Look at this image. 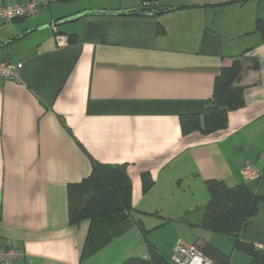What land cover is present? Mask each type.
<instances>
[{"label": "crops", "instance_id": "obj_1", "mask_svg": "<svg viewBox=\"0 0 264 264\" xmlns=\"http://www.w3.org/2000/svg\"><path fill=\"white\" fill-rule=\"evenodd\" d=\"M153 4L172 10L55 25L84 10ZM260 18L264 0H71L1 22L0 59L23 63L17 79H0V242L24 251L14 264H121L148 259L149 244L169 257L179 241L250 264L232 236L202 226L209 179L257 197L238 238L264 251ZM234 60L244 104L223 129L182 134L180 115L200 111ZM91 158L125 164L132 208L71 225L67 187L88 176ZM246 163L260 178L242 179Z\"/></svg>", "mask_w": 264, "mask_h": 264}, {"label": "trees", "instance_id": "obj_2", "mask_svg": "<svg viewBox=\"0 0 264 264\" xmlns=\"http://www.w3.org/2000/svg\"><path fill=\"white\" fill-rule=\"evenodd\" d=\"M256 28L261 39H264V18L257 19ZM251 65L254 69L258 66L254 60ZM242 71L243 66L239 60L220 69L212 94L203 102L200 111L180 115L182 134H209L226 127L228 112L244 104V89L239 85ZM143 185L144 190L149 189V183ZM207 185L210 198L202 226L232 236L235 247L249 254L250 264H264V251L238 238L247 219L257 210V197L244 183L226 186L218 179H209ZM67 190L68 222L71 225L86 218L122 214L132 208L131 181L125 164L105 163L91 158L88 176L79 182L70 183ZM148 248V259L131 257L121 264H174L168 256L158 253L150 244ZM201 252L208 255L214 264H229L228 256L209 243L205 244Z\"/></svg>", "mask_w": 264, "mask_h": 264}, {"label": "built area", "instance_id": "obj_3", "mask_svg": "<svg viewBox=\"0 0 264 264\" xmlns=\"http://www.w3.org/2000/svg\"><path fill=\"white\" fill-rule=\"evenodd\" d=\"M56 0H18L11 3H0V23L16 18H24L35 15L41 7ZM66 42L65 37H59L58 43ZM23 63L13 62L9 59H0V79H17ZM244 181H251L260 178L259 170L252 164L246 163L240 170ZM24 256V251L14 244L0 242V264H14L17 259ZM169 258L174 264H214L213 260L203 254L194 243L177 242L170 253Z\"/></svg>", "mask_w": 264, "mask_h": 264}, {"label": "water", "instance_id": "obj_4", "mask_svg": "<svg viewBox=\"0 0 264 264\" xmlns=\"http://www.w3.org/2000/svg\"><path fill=\"white\" fill-rule=\"evenodd\" d=\"M170 10H172L170 7L157 4L140 6L130 9L84 10L58 20L55 25L74 22L79 18L90 15L156 17Z\"/></svg>", "mask_w": 264, "mask_h": 264}]
</instances>
